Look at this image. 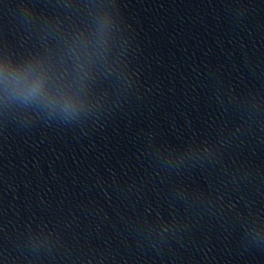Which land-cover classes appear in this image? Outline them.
Listing matches in <instances>:
<instances>
[{
    "label": "clouds",
    "instance_id": "clouds-1",
    "mask_svg": "<svg viewBox=\"0 0 264 264\" xmlns=\"http://www.w3.org/2000/svg\"><path fill=\"white\" fill-rule=\"evenodd\" d=\"M109 23L110 18L105 16L103 26L107 27ZM66 62L70 64L64 69L61 78L65 74L70 76L72 83L82 89L89 79L88 65L92 63V56L86 45L77 43L74 47L69 46L60 64L64 65ZM55 74L53 65L47 58H33L32 63L15 68L5 62L0 65V85L3 87L5 100L36 106L39 108L37 115H42L46 122L72 123L85 111V106L70 84L55 88L49 86Z\"/></svg>",
    "mask_w": 264,
    "mask_h": 264
}]
</instances>
